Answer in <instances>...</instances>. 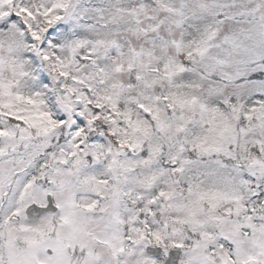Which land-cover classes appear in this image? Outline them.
Listing matches in <instances>:
<instances>
[{
    "label": "snow or ice",
    "instance_id": "snow-or-ice-1",
    "mask_svg": "<svg viewBox=\"0 0 264 264\" xmlns=\"http://www.w3.org/2000/svg\"><path fill=\"white\" fill-rule=\"evenodd\" d=\"M0 264H264V0H0Z\"/></svg>",
    "mask_w": 264,
    "mask_h": 264
}]
</instances>
